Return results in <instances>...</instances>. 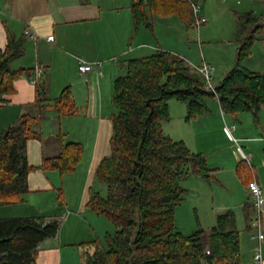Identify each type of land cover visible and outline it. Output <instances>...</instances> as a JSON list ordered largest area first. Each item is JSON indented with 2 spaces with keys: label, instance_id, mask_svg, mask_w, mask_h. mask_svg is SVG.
Returning a JSON list of instances; mask_svg holds the SVG:
<instances>
[{
  "label": "crops",
  "instance_id": "crops-1",
  "mask_svg": "<svg viewBox=\"0 0 264 264\" xmlns=\"http://www.w3.org/2000/svg\"><path fill=\"white\" fill-rule=\"evenodd\" d=\"M258 2L262 10L255 6ZM223 3L225 6L219 8L233 18L244 13L264 16V0H223ZM204 5L201 14L207 17ZM207 22L200 33L199 55L193 48L190 56L186 54L187 58H183L196 68L212 66L218 87L236 64L240 47L235 40L237 25L229 26V39H212L207 36L210 28L205 27ZM50 36H54L51 42ZM10 38L23 42L24 53L11 63V68L24 70V74L16 80V92L9 97L10 102L0 107V135L21 117L37 114V87L31 80L39 66L43 67L44 75L38 85L44 86L46 104L51 105L37 126L40 136L27 143L28 163L34 170L28 176L29 192L17 203L30 206L33 214L15 217L60 221L58 235L39 246L36 264H64L61 251L75 247L84 250H79L83 264L84 253L94 252L92 242H103L108 233H115L97 231L89 222L94 213L85 208L90 188H100L96 185V169L111 153V116L116 112L114 82L124 74L127 61L155 54L151 48L155 41L149 29L136 31L131 0H0V49L8 46ZM159 50L180 53L166 46ZM81 60L102 65L83 75L78 70ZM242 64L253 72L264 73V33L258 34ZM66 88L71 91L74 108L60 112L54 103ZM207 104L209 113L187 122V105L172 100L170 114L178 113L185 127L191 129L190 136L179 141H184L193 152L206 155L213 171L211 180L196 177L195 188L203 185L200 179L208 182L213 194L218 193L217 197L226 205L224 209L235 210L237 229L246 232L253 244V254L247 257L249 250L244 247L240 232L241 263L257 264L254 261L257 241L252 239L249 223L253 210L247 220L246 208L252 207L248 196L250 181L256 180L264 193V104L258 118L251 112L225 113L216 98L207 100ZM75 143L83 146V154L74 172L61 174L43 168L45 160L59 157L66 145ZM243 154L250 158L249 163L243 160ZM262 255L264 264V244Z\"/></svg>",
  "mask_w": 264,
  "mask_h": 264
},
{
  "label": "trees",
  "instance_id": "trees-1",
  "mask_svg": "<svg viewBox=\"0 0 264 264\" xmlns=\"http://www.w3.org/2000/svg\"><path fill=\"white\" fill-rule=\"evenodd\" d=\"M204 1L131 0L135 29L144 25L152 30L153 15H176L190 29L195 21L192 5ZM236 19L235 40L240 44L236 64L217 87V95L206 88L196 67L178 54L158 50L125 63L124 74L114 82L111 153L96 169L100 188H90L85 206L107 218L116 230L103 242L91 243L94 252L84 253L83 264H242L233 211L219 215L209 232L187 235L177 227L176 210L188 193L182 182L193 176L211 180L213 171L206 155L193 152L163 129V123L171 120L172 100L187 105V122L209 113L207 100L212 98L225 113L251 112L258 118L264 104V73L242 63L258 34L264 33V16L244 13ZM23 53V42L12 38L0 49V107L10 102L14 84L24 74L11 68ZM36 87L37 114L21 117L0 135V205L20 203L29 192L28 176L34 168L28 163L27 143L40 136L37 126L51 106L46 104L44 86ZM54 106L60 112L73 111L69 88ZM82 154L81 144H68L59 157L45 160L43 168L72 173ZM246 209L249 220L253 207ZM59 230L56 219H1L0 264H36L39 246Z\"/></svg>",
  "mask_w": 264,
  "mask_h": 264
},
{
  "label": "rangeland",
  "instance_id": "rangeland-1",
  "mask_svg": "<svg viewBox=\"0 0 264 264\" xmlns=\"http://www.w3.org/2000/svg\"><path fill=\"white\" fill-rule=\"evenodd\" d=\"M204 3L205 1L200 4L204 5ZM222 4L225 6L223 0H218V2H215V0H208L203 6L209 13L207 17L205 16L208 21L205 27H210L207 36L212 39L220 37L229 39V26L237 25L236 18L230 17L225 10L219 8ZM255 6L262 10L263 6L261 2L256 3ZM152 24L153 27L152 30H150V34L153 35L155 41L151 45V48H153L152 50L157 52L160 47L166 46L180 52L178 54L187 58L186 54L190 56V53H192L190 51L195 48L196 56L197 54L199 55V43L202 42L200 33H202L204 26L199 29L190 28L189 31H185V23L176 15L167 17L153 15ZM140 29L143 32L147 31L144 25L141 26ZM203 36L205 37L206 35L203 33ZM189 48H191V50ZM172 115L171 117L173 120H170V123H168V121L164 124L166 126L165 133L175 140H180L183 136H190L191 129L185 127L186 124L183 120H180V115L175 112ZM170 134L173 135L171 136ZM221 144L224 145L225 143L221 141ZM195 178L196 177L193 176L182 182V186L188 190V193L185 194V200L182 205L176 210V225L181 232L187 235L198 230L209 232L216 225L217 217L228 211L224 209L226 205L223 206V202L217 197L218 193L216 196L213 194L208 182L200 179L199 181H201L203 185H200L199 188L198 186L195 188ZM189 190H191L190 193ZM17 205L18 204L14 206L0 205V219L16 218L15 216L20 214H33V210H31L32 208L30 206ZM233 211L235 212V210ZM36 215L42 216L43 214L36 213ZM89 219V222L97 231L104 233L115 232V226L107 218L98 217L93 214ZM245 233L246 232H241V239H244V247L249 250L247 257H250L253 254L251 250L253 249V244L249 242V238ZM57 244L58 242L56 245ZM41 249V251H44L45 247L42 246ZM79 250L81 252L84 251L77 247H75V249L61 251L62 256L64 254L65 257L64 264H66V261L67 264H82L79 258Z\"/></svg>",
  "mask_w": 264,
  "mask_h": 264
},
{
  "label": "built area",
  "instance_id": "built-area-1",
  "mask_svg": "<svg viewBox=\"0 0 264 264\" xmlns=\"http://www.w3.org/2000/svg\"><path fill=\"white\" fill-rule=\"evenodd\" d=\"M195 21L193 26L199 29L203 24L207 22V19L201 15V5L193 4ZM54 40V36H50L48 41ZM102 63H88L81 60L79 62L78 70L81 74L85 75L92 72L94 69L101 67ZM198 72L202 75L206 82V88L217 95V86L214 79V68L210 65H204L202 67L196 68ZM44 69L43 67H37L34 70V78L31 80L33 85H38L43 78ZM243 160L250 162V158L243 154ZM248 196L253 207V216L250 219V234L252 239L257 241L256 253L254 255V261L257 264H262L263 262V244H264V228H263V215H264V193L260 185L256 180H253L248 186Z\"/></svg>",
  "mask_w": 264,
  "mask_h": 264
}]
</instances>
